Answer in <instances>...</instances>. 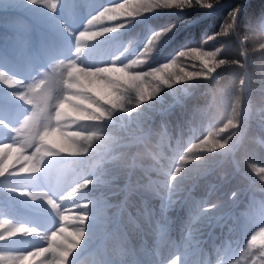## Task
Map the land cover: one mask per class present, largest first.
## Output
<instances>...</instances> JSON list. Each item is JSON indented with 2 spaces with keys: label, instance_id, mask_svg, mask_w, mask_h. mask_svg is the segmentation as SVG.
Instances as JSON below:
<instances>
[{
  "label": "trees",
  "instance_id": "16d2710c",
  "mask_svg": "<svg viewBox=\"0 0 264 264\" xmlns=\"http://www.w3.org/2000/svg\"><path fill=\"white\" fill-rule=\"evenodd\" d=\"M11 2L0 0V8ZM176 2L57 0L56 13L62 14L85 54L113 51L120 64L145 59L142 64L130 65L131 72L157 68L190 48L209 52L219 48L217 59L241 60L246 65H221L209 78H189L186 73L207 69L192 55L181 56L175 69H162L147 78L153 89L159 87L160 91L146 101L136 100L137 92L121 83L118 92L123 102L135 110L131 121L84 81L77 83L79 87H69L62 77L61 57L49 60L40 55L41 44H50L53 32L43 25L33 7L16 8L12 17L0 22V119L11 128L10 135L0 136V162L14 156L9 173L0 174V219L9 221L6 225L0 222V236L5 237L0 239V264H57L59 251L51 248L35 256L19 254L48 245V234L58 226L68 231L81 227L76 217L83 212L90 213L87 235L68 264H138L130 250L143 242L146 233L153 234L155 247H171L166 264L177 252L180 264H261L264 260L259 244L244 251L249 234L264 225V182L259 179L264 169V52L254 50L264 38V28L256 26L264 19V0H215L211 7L194 3L183 9L176 7ZM106 5L113 7L117 19L85 28L88 18ZM237 7L234 30L218 34ZM116 24L124 27L93 40L77 39L81 31ZM164 29L167 31L145 58L140 50L149 37ZM253 30L254 36L243 39ZM242 52L246 55L241 56ZM31 70L48 74L42 89L31 87ZM13 72L25 81V103L21 105L7 83ZM179 76L184 79H177ZM241 77L246 78V85L238 92ZM163 79L169 83L164 84ZM237 96L242 101L240 127L228 125L222 130ZM57 101H65L67 115L60 119L55 118ZM97 107L112 115L100 120L83 118L82 113H92ZM25 116L29 119L21 127ZM45 129L52 143L87 147L88 151L52 150L44 157L40 173L21 174L17 158L36 151L40 145L37 135ZM88 135L92 140L86 144L83 137ZM208 136L216 142L230 137L227 148L209 151L211 148L196 147ZM184 154L201 159L182 162L179 157ZM181 165L187 169L183 174L194 178L183 181L182 189L178 180L168 190L167 173ZM85 180L92 183L78 187ZM21 191L37 194V198L33 200ZM232 191L237 196L230 200ZM48 197L59 205V213L71 219L61 221L46 202ZM212 203L217 204L215 209L202 211L205 204ZM24 212L46 223L41 228ZM20 226L35 227L40 235L12 231ZM8 233L13 238H8ZM104 233L107 235L101 240Z\"/></svg>",
  "mask_w": 264,
  "mask_h": 264
},
{
  "label": "clouds",
  "instance_id": "9594fccd",
  "mask_svg": "<svg viewBox=\"0 0 264 264\" xmlns=\"http://www.w3.org/2000/svg\"><path fill=\"white\" fill-rule=\"evenodd\" d=\"M47 2L52 3L53 0H47ZM54 10V9H53ZM113 7L112 6H103L101 7L98 11H96L94 14H92L88 20L85 23V28L89 27L90 25L93 24H101V22L103 21H114L115 19H117V17H115L113 15ZM133 15H136V13H134ZM124 27L123 24H116L115 27L109 28V27H100L98 30L96 31H91V32H84L81 31L80 33H78V37H84L87 38L88 40H93L96 39L98 37H102L104 36L106 33H110V32H114L119 28ZM167 31V29H164L163 31H159L154 33L151 37L148 38V42L144 45V47L140 50L141 54H144L145 58L146 55L151 53L153 47H154V42L156 40L159 39V37L161 35H163V32ZM258 48H254V50H259L264 52V38H262L260 40V42L257 44ZM77 51H79V49H77ZM220 49L217 48L215 50L216 53H219ZM246 55L244 52L241 53V56ZM181 57L179 53H177V55L175 57L172 58V60L167 61L165 64L160 65L157 68H152L149 69L147 72H143V73H134V76L137 79L140 78H144L146 79L149 76H152L156 73H159L162 69H175V61ZM207 65L204 67L207 69L206 72H201V73H194V72H188L186 73V75L191 78L193 76H204L205 78H209L210 74L213 73L217 67L221 66V65H239V67H245V63L241 60H227V59H217V54L214 57H208L207 59ZM145 62V59H138V60H134V61H129L128 64L123 65L122 67H120L119 69H115L118 71H124L125 69H127L130 65L132 64H142ZM114 68L112 66H104L101 68H97L94 70H89L91 72H94L96 74H101V73H107V72H111L113 71ZM183 71V70H181ZM191 73V75H190ZM202 74V75H201ZM262 75H264V73H262ZM184 79L183 76H179L177 77V79ZM142 82V81H141ZM162 82L164 84H168L169 83V79H163ZM246 85V78L245 77H241L238 81H237V89L238 92H242L244 87ZM69 87H79L78 84H70ZM160 91L159 87H155L151 92H148L147 94L138 92V100L139 101H146L148 99H150L152 96H154L156 93H158ZM68 98L66 97L65 100H67ZM123 97H121L120 95H114L113 99H108L106 100V103L108 105H111V107L113 109H117V108H122L123 104L122 101ZM241 99L239 96H237L233 102V107L231 110V113L228 117V120L226 121V125H230V127L232 129H237L240 127V108H241ZM65 106V101H57L56 104V111H55V118L56 119H60L61 116L63 115H67L66 112L63 111V108ZM125 111L130 112V109H125ZM112 115L111 112L109 111H105L104 108L102 107H97L95 108V111L92 113H86L83 114L82 116L83 118L89 119V120H100L104 117H110ZM29 117L25 116L23 118V120L20 123V126L22 127L27 121H28ZM222 126V130L223 128L226 126ZM49 136V132L47 129H45L42 132H39L37 135V139L40 142V145H38L36 151H34L31 155H20L17 158V161L15 162L16 164L19 165V172L21 174H36V173H40L43 170V160L44 157L47 155H50L52 150H59L60 152H69V151H80V152H87L88 148L87 147H78L76 145H72V146H63L61 144H56V143H52L51 141H49L47 138ZM230 139V137L225 138L224 140L219 142V148L220 149H225L228 146V140ZM84 143H90L92 140V135H88L83 137ZM202 143V141L200 142ZM43 146L42 148L40 146ZM215 148H211L208 149L209 151L214 150ZM188 151H191V148H189ZM201 158L197 157V156H188L187 154L181 155L179 157L180 161H186V160H191L193 162H197L199 161ZM253 168V170L255 169L253 167V165L251 166ZM187 171V169H185L183 167V165H181L180 167H174L172 168V170L170 172L167 173V189L171 190L173 185L179 180L181 181V185H180V189L183 188V181L186 180H190L193 179L194 176H185L183 173ZM4 172V167L3 165H0V174H3ZM223 176V173L221 174ZM113 180L118 179V175L117 176H113L112 177ZM259 179L264 182V169H261L259 172ZM92 183V181L90 180H85L83 181L82 185H78V187L83 186V185H87ZM118 187V185L116 186ZM72 194V190L69 191L68 195ZM237 196V192L236 191H232L229 195V199H233ZM60 199H64V197H60ZM50 202L53 206H52V210L59 215V219L61 221L64 220H68L71 219V217H67L64 216L63 214L58 212L59 209V205L51 198L48 197L47 198V203ZM217 207L216 203H212V204H205L202 211H210L212 209H215ZM90 216V213L88 212H83V213H79L77 214V219L80 221L81 227L73 230V231H65V229L63 227H56L54 229H52V231L48 234V239H49V244L46 245L43 248H37V249H31L26 253H20V256H24V255H28V256H35L37 253L39 252H47L50 248L53 250H57L59 251V255L61 257V259H59L57 261V264H68L69 262V257L80 247V245L82 244V242L84 241V237L86 236L85 234V230H84V222L85 220H87ZM185 227H187L189 229V231H191L190 225L187 224V222H185ZM24 236H28L30 234H35L37 236L40 235V231L35 228V227H24L23 231L20 233ZM5 237L0 236V239H4ZM13 238V237H11ZM79 238V239H78ZM257 244H259L261 246L260 251L264 252V225L260 226L257 229H254L248 236L247 240L244 243V251H247L250 248H253L254 246H256ZM53 245H55V248H53ZM167 264H180V254L177 252L175 255L172 256V258L170 260L167 261ZM230 264H234V262H230ZM261 264H264V260L261 261Z\"/></svg>",
  "mask_w": 264,
  "mask_h": 264
},
{
  "label": "rangeland",
  "instance_id": "374dc122",
  "mask_svg": "<svg viewBox=\"0 0 264 264\" xmlns=\"http://www.w3.org/2000/svg\"><path fill=\"white\" fill-rule=\"evenodd\" d=\"M28 5L35 9L38 18L43 25L53 32V41L48 45L41 44L40 55L49 60L58 56L61 57L62 65L64 67L62 77L65 82L69 84H77L79 81H84L90 90L103 96L106 100L113 99L114 95H120L118 88L121 87V83L126 86L128 85L132 91L134 90V92H137L136 94H138V92L147 94L153 90V85H150L149 81H147L148 77L146 79H137L134 76V72H131L129 68L124 71L115 70L128 63H118L113 51L96 55L85 54L73 32L65 24L62 14L56 13L55 10L48 9L46 4L41 3L40 0H35V4ZM30 49L32 53L41 60V56L37 54L32 46ZM77 49H79V51H77ZM104 66H112L114 70L101 74L89 71ZM30 73L34 74L32 88L42 89L43 85L47 84V79L49 78L48 74L41 76L34 73L33 70H31ZM7 83L11 88L10 94L17 98L18 104H23L25 102V97H23L22 91L25 86V81L18 79V73L13 72L11 75L7 76ZM120 96L122 97V95ZM136 100H138V97ZM152 101L155 100L152 99ZM121 102L123 107L119 108V110L122 112L123 117H126V119L130 121L134 120L132 117V111L135 110L131 107H127L123 100ZM125 109H130L131 111L128 112L125 111ZM8 126H0L1 137L4 135H10L11 128ZM26 214L31 220H36L37 218L30 213ZM38 224L42 227L44 222L39 221ZM152 237V233L143 234V242L134 244L131 247V253L139 259L138 264H166V260L171 253L170 248H165L164 245L155 247Z\"/></svg>",
  "mask_w": 264,
  "mask_h": 264
},
{
  "label": "snow or ice",
  "instance_id": "6c2138e0",
  "mask_svg": "<svg viewBox=\"0 0 264 264\" xmlns=\"http://www.w3.org/2000/svg\"><path fill=\"white\" fill-rule=\"evenodd\" d=\"M40 2L43 4H46L47 8L50 10H53V9L55 10L57 7V0H53L52 3L47 2V0H40ZM194 3L197 5L205 6V7H211V5L213 3H215V0H178V2L175 3V6L180 8V9H183L184 7L192 6V4H194ZM25 4H35V0H12L11 4L7 8H0V22H2L6 16L12 17L11 16L12 10L19 8V7H23ZM169 6H172V5H169ZM237 12H238V7L236 9H233L232 12L229 14V20L222 26L221 31L218 34H227L230 31L234 30V24H235V18H236ZM256 26L259 28H264V19L258 20ZM254 34H255L254 30L249 31L248 35L243 37V39H247L248 36H254ZM80 38H83V37H78V34H77V39H80ZM179 54H180V56L192 55L195 59H199L206 66L207 60L205 59V57H214L217 53L215 51H213V52L204 51L202 48H190V49L180 51ZM0 75H3V73H0ZM190 75H191V73H190ZM0 126H8V125L5 123V121L0 120ZM225 127H227V125ZM196 147L217 148V147H219V142L214 141L211 138V136H208V137H205L204 141H202V143L200 145H196ZM13 160H14V156L12 154H10L5 160L0 162V163H2V165L4 167L3 174L9 173L10 168L13 164ZM253 167L255 168V165H253ZM12 190L18 191L17 189H12ZM21 194L22 195H30L31 199H33V200H35L37 198V194H34V193L28 194V193H24L21 191ZM39 195L43 196L45 194L40 193ZM48 204L51 207L53 206L50 202H48ZM87 206H89V207L91 206L90 202ZM89 218H90V216H89ZM88 219L85 220V222H84V230H85L86 235H87V221H88ZM0 222H2L5 225L9 223V221L7 219H0ZM23 229H24L23 226L14 227L12 231L15 233H21L23 231ZM65 231H68V230L65 229ZM7 235H8V238L12 237V233H8Z\"/></svg>",
  "mask_w": 264,
  "mask_h": 264
}]
</instances>
